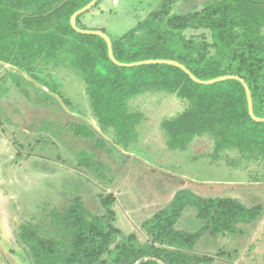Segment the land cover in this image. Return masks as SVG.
I'll list each match as a JSON object with an SVG mask.
<instances>
[{
  "label": "trees",
  "instance_id": "obj_1",
  "mask_svg": "<svg viewBox=\"0 0 264 264\" xmlns=\"http://www.w3.org/2000/svg\"><path fill=\"white\" fill-rule=\"evenodd\" d=\"M91 1L0 0V63L8 65L9 73L17 77L10 75L13 85L24 89L27 97L29 88L38 100L33 103L37 108L51 107L48 101L52 98L58 107L51 108L68 117L64 106H71L61 99L57 84L36 71L39 67L71 70L85 86L100 132L113 133L109 141L87 121L72 124L74 142L90 143V151H80L76 157L80 168L106 180L105 166L95 159L96 152L117 158L114 153L132 149L143 115L133 112L130 102L146 93L174 95L189 105L182 114L158 125L167 135L170 150H184L191 142L197 149L196 143L208 141L211 151L205 156L212 162L237 169L264 167V123L249 117L246 94L238 81L200 85L169 65H114L102 38L77 33L70 25L71 16ZM100 1L78 16L75 25L107 34L118 62L173 60L202 81L238 76L250 90L254 115L264 117V0H208L184 15H169L171 2L164 0L159 10L122 35H110L103 26H85L84 16ZM5 90L8 93V87ZM51 133L57 138L56 132ZM122 161L125 165L128 158ZM99 202L86 207L75 197L64 210H54L53 236L34 223L19 225L17 243L29 263L215 264L212 257L191 253L200 239L240 233L238 227L255 223L262 211L259 205L247 207L238 199H205L180 190L165 208L142 223L149 239L140 243L137 235H123L118 228L115 197L101 196ZM187 210H192L199 222L194 232L178 228Z\"/></svg>",
  "mask_w": 264,
  "mask_h": 264
},
{
  "label": "rangeland",
  "instance_id": "obj_2",
  "mask_svg": "<svg viewBox=\"0 0 264 264\" xmlns=\"http://www.w3.org/2000/svg\"><path fill=\"white\" fill-rule=\"evenodd\" d=\"M207 1L170 0L169 15L188 14ZM163 2L101 0L84 16V23L88 28L103 26L110 35H122L159 10ZM9 71L8 65L0 63V264H30L17 243L18 226L34 223L53 236L51 213L64 210L75 197H80L86 207L99 205L101 196L115 197L118 228L123 235H137L143 243L149 238L142 223L165 208L180 190L205 199H238L247 207L259 205L261 216L255 223L240 225V233L232 235H205L191 253L212 257L215 264H264V167L237 169L212 162L205 156L211 151L208 141L196 143L198 150L192 142L184 150H170L167 135L158 125L182 114L188 103L162 93H146L132 99L130 109L143 115L137 126V142L131 150H121L123 154L114 153L120 158L124 155V160L128 158L125 165L118 157L96 152L95 159L107 169L103 170L106 180L101 181L91 170L80 168L76 160L80 151H90V143L74 142L72 124L87 121L106 140L113 139L112 132H100L82 80L68 69L39 67L36 71L57 84L61 99L71 106L63 104L69 113L66 117L62 110L51 108L58 107L52 98L48 101L51 107L37 108L33 104L38 101L35 94L28 88L27 97L24 89L20 91L21 87L13 85L12 77H17ZM6 87L8 93L2 91ZM65 118L69 121H60ZM51 132H56L57 138ZM194 215L187 210L178 228L196 231L199 222Z\"/></svg>",
  "mask_w": 264,
  "mask_h": 264
},
{
  "label": "water",
  "instance_id": "obj_3",
  "mask_svg": "<svg viewBox=\"0 0 264 264\" xmlns=\"http://www.w3.org/2000/svg\"><path fill=\"white\" fill-rule=\"evenodd\" d=\"M97 1L98 0H92L88 5H86L82 9L75 12L70 18V25H71L72 29L74 31H76L77 33H80L83 35L98 36V37L102 38L105 41V43L107 44L108 58L114 65H116L118 67H124V68H131V67L144 66V65H169L172 67L179 68L186 75H188L189 78L194 83L200 84V85H212V84H215L218 82H223V81H228V80L238 81L243 86L245 94H246L249 117L255 122L264 123V117L263 118H257L254 115L253 101H252V96H251L250 90H249L247 84L244 82V80L238 76L227 75V76H222V77H218V78L207 80V81H202V80L196 78L184 65H182L176 61H173V60H146V61L134 62V63H130V64H123V63L118 62L113 55L112 43H111V40L107 34L101 32V31H97V30L80 29V28H77L75 25L76 18L78 16L86 13L88 10H90L95 5V3Z\"/></svg>",
  "mask_w": 264,
  "mask_h": 264
}]
</instances>
